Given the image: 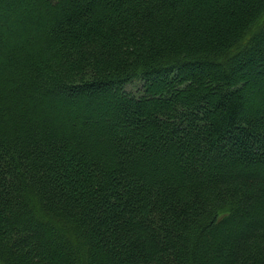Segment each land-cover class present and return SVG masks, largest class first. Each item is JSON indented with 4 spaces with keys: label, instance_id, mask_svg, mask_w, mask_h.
Returning <instances> with one entry per match:
<instances>
[{
    "label": "trees",
    "instance_id": "obj_1",
    "mask_svg": "<svg viewBox=\"0 0 264 264\" xmlns=\"http://www.w3.org/2000/svg\"><path fill=\"white\" fill-rule=\"evenodd\" d=\"M0 264H264V0H0Z\"/></svg>",
    "mask_w": 264,
    "mask_h": 264
},
{
    "label": "rangeland",
    "instance_id": "obj_2",
    "mask_svg": "<svg viewBox=\"0 0 264 264\" xmlns=\"http://www.w3.org/2000/svg\"><path fill=\"white\" fill-rule=\"evenodd\" d=\"M140 84V82L138 81V80H136L134 83H131V84H129L128 86H127V88L129 89V90H136V88H137V86Z\"/></svg>",
    "mask_w": 264,
    "mask_h": 264
}]
</instances>
